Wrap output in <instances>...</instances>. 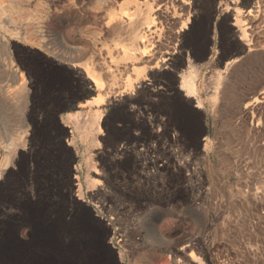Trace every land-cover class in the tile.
I'll return each mask as SVG.
<instances>
[{
	"label": "rangeland",
	"instance_id": "obj_1",
	"mask_svg": "<svg viewBox=\"0 0 264 264\" xmlns=\"http://www.w3.org/2000/svg\"><path fill=\"white\" fill-rule=\"evenodd\" d=\"M138 28L155 60L137 63L147 76L130 91L131 69L106 71L118 33ZM234 60L246 72L217 117L207 78ZM190 61L201 109L182 88ZM85 62L105 68L104 87L77 76ZM81 112L99 125L67 121ZM73 200L66 220L85 213L88 246L67 255L48 232ZM105 241L123 264H175L178 251L186 264H264V0H0V264H118Z\"/></svg>",
	"mask_w": 264,
	"mask_h": 264
},
{
	"label": "bare ground",
	"instance_id": "obj_2",
	"mask_svg": "<svg viewBox=\"0 0 264 264\" xmlns=\"http://www.w3.org/2000/svg\"><path fill=\"white\" fill-rule=\"evenodd\" d=\"M238 17L236 18V23L238 25V29L240 30V33H242V37L245 40L244 44L245 46L248 45V55L249 56H260V51H256L254 47L257 46V44L252 45L253 38L250 37L249 32L246 28L242 26V19L240 17V13L238 12ZM126 23V25L129 27V29L133 28L135 21L133 19L131 20H125L123 21ZM150 35H153L156 31L151 28V25L148 26V28H145ZM120 30V29H119ZM131 36L128 38L122 37L120 33L116 37H118L117 41L115 42V49L118 48L119 50L117 52H114V49L109 50L110 55V62L111 64L108 65V69L106 72H111L112 76H117L115 72H120L121 70L131 69L134 73V75L129 76L126 82V90H134V87H139L141 84H143L142 80L147 76V70L145 67H140L137 65L138 62H148L152 63L155 60V54L149 50L147 42L151 41L149 36L146 35V32L144 31V28H138L136 31H133ZM148 56V57H145ZM61 62H58L57 65L60 66ZM93 65H96V63H81L77 65V76L81 75V72L84 68L87 75L90 77L92 82L97 87H104L105 82L104 78L106 76V72H104V67H95ZM115 66V68H113ZM69 67V66H68ZM123 67V69L121 68ZM190 67L191 70L189 73H185L182 76V88L184 89V95L188 99H196L197 107L198 108H204V104L199 96L198 92V68L197 65L192 63L190 61ZM246 66H243L241 64V61L234 60L227 64L226 69L224 71H220L219 73H216L214 75H210L207 78V88L208 93L210 96V99L215 105V113L216 116L219 117L222 113L220 109H218L217 100L220 97L226 98L228 94V83L229 78L231 80L234 78H240L243 77V72L245 71ZM244 78V77H243ZM256 83L259 84L257 81ZM253 83L252 91L255 92L258 84ZM255 89V90H254ZM149 91V90H148ZM113 88H109L108 94L113 93ZM252 92V93H253ZM150 96L152 94L150 91L148 92ZM258 97V96H257ZM255 98L256 101L259 100V98ZM129 98H122L123 102H127ZM99 102V101H98ZM102 118V114L100 112H97L94 116L85 115L84 113H78L76 115H69L67 116V121L70 123H74L76 127L81 130L83 125H86L89 123V121L93 120L94 124L99 125V121ZM29 130H26V133L28 134ZM76 202L73 200V202L68 201L67 207L63 206L60 208V210L57 211L56 209V216L50 226L49 234V240L52 241L55 246L61 250L64 254H80L84 247L88 246L87 241H84L82 238L83 234L87 231V227L85 224L86 215L85 213H81L80 215L76 216V220L74 221V224L68 223V220H66V210L67 209H76L77 207ZM72 225V226H71ZM74 226L75 234H72V227ZM153 228H149V233H151L150 238L151 240L156 242V236L153 234V231H155V225L152 226ZM111 228V227H109ZM26 235V233L24 232ZM82 235V236H81ZM92 235V234H91ZM81 236V237H80ZM79 237L78 239H76ZM104 239V238H103ZM113 239V238H112ZM91 245L98 246L99 248H103L102 241L100 242L99 239L93 240V237L90 238ZM105 240V239H104ZM101 246V247H100ZM104 246L107 248H111L114 252L116 263L123 264L126 260V254L123 251H117L115 248V245L111 241H105ZM93 249V248H92ZM96 251V250H95ZM102 251V250H101ZM100 252V250H99ZM182 251H178L177 253H173V261L175 264H186V263H180L178 260V256ZM83 253V252H82ZM90 253V251L88 252ZM87 253V254H88ZM84 254V253H83ZM86 254V255H87ZM94 254V253H93ZM113 254V255H114ZM80 256V255H79ZM95 256V255H94ZM96 258V257H95ZM91 260L92 257H90ZM101 259V258H100ZM113 259V258H112ZM196 262L198 264H204V262L200 258L194 257ZM67 260V259H66ZM89 260V259H88ZM65 261V260H64ZM92 262V261H91ZM66 263V262H65ZM90 263V261H88ZM67 264V263H66Z\"/></svg>",
	"mask_w": 264,
	"mask_h": 264
},
{
	"label": "flooded vegetation",
	"instance_id": "obj_3",
	"mask_svg": "<svg viewBox=\"0 0 264 264\" xmlns=\"http://www.w3.org/2000/svg\"><path fill=\"white\" fill-rule=\"evenodd\" d=\"M189 106L190 107H193V105L191 104V103H189ZM195 107H197V106H195ZM113 128H115V129H124L125 128V124L123 123H119V122H113Z\"/></svg>",
	"mask_w": 264,
	"mask_h": 264
}]
</instances>
